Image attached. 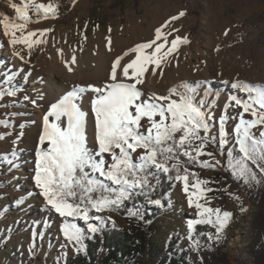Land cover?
Masks as SVG:
<instances>
[{
    "label": "rangeland",
    "instance_id": "1",
    "mask_svg": "<svg viewBox=\"0 0 264 264\" xmlns=\"http://www.w3.org/2000/svg\"><path fill=\"white\" fill-rule=\"evenodd\" d=\"M13 2L21 3V0ZM36 3L56 4L58 16L49 15L36 22L37 16L29 9L33 22L28 23L25 34L36 31L33 39H41L43 43L34 45L30 56L26 55L29 50L25 46L16 45L15 50L25 55L24 61L17 64L5 55L12 45L10 37L4 35L0 27V91L16 93L0 98V121H4L0 124V264H67L76 246L64 236V224L77 223L86 229L83 221L56 213L35 182L43 127L40 114L44 118L54 103L44 86L34 88L31 79L41 82L40 73L51 64L48 56L55 49L78 50L81 54L104 51L112 65L118 56H123L137 44L154 39L155 30L167 24L163 31L171 32L169 41L179 35L187 37L190 43L181 44L178 51L156 69L157 76L162 83L167 79L173 87L181 82L193 85L198 100L207 97L205 107L216 121L232 95L246 97L245 93L233 94L228 87L219 90L226 81L230 80L233 85L234 79L238 78L252 84H264V0H75V3L73 0H36ZM180 12L185 15L171 19ZM0 13L10 19L16 16L7 0H0ZM45 29L49 31L41 36L40 31ZM133 57L130 53L122 61L129 62ZM153 67H149L145 76ZM140 90L145 96L151 95L145 89ZM214 92L219 96L216 100ZM240 111L239 108H228L232 116ZM245 118H250L249 114H245ZM61 119L66 127L67 123ZM49 120L56 122L55 117H49ZM146 120L141 123L145 124ZM237 122L228 121L226 127L230 133ZM217 128L218 125H214L210 139L217 135ZM88 145L96 147L93 143ZM228 147L218 142L209 143L205 152H213L215 159L207 155L199 157L200 161L213 164L215 160L220 161L215 167L200 165L198 173L203 177L214 179L217 174L220 177L214 179L216 188H211L213 191L207 192L199 202L210 201L207 206L233 214L221 233L226 237L222 251L227 254L230 264H252L248 245L253 238L251 225L257 203L249 196L244 181L239 182L226 171ZM258 176L264 177L259 172ZM169 201V210L159 217L160 230L153 240L163 244L168 234L175 231L181 233L182 241L188 244L192 235L188 222L199 216L197 210L188 205L183 183L177 184ZM90 215L104 217L103 224L91 221L102 227L113 226V221L117 227L128 224L119 213L107 210L93 211Z\"/></svg>",
    "mask_w": 264,
    "mask_h": 264
},
{
    "label": "snow or ice",
    "instance_id": "2",
    "mask_svg": "<svg viewBox=\"0 0 264 264\" xmlns=\"http://www.w3.org/2000/svg\"><path fill=\"white\" fill-rule=\"evenodd\" d=\"M7 3L15 10L16 16L10 19L8 15L0 13L3 34L10 37L14 48L16 45L25 46L29 50L26 55L30 56L33 46L43 41L33 39L36 31L25 34L28 23L33 22L29 9L37 16L38 22V19H47L49 15L56 18L58 6L54 3H36V0H21V3L7 0ZM184 15V12H180L179 16L171 19L176 20ZM166 27L167 24L157 28L151 41L137 44L123 56H118L111 65L110 83L103 86H75L71 93L51 105V111L43 118L35 182L56 213L61 217H73L86 225L85 229L77 223L64 224L63 234L69 242L74 243L77 252L85 249L83 240L86 233L94 236L101 231V227L91 221L105 222L104 217L90 215V212L101 213L125 206V202L138 193L147 194L145 190H155L151 179L159 183V173L168 174L173 170L175 175L170 178L183 183L188 205L194 207L199 216V219L188 222L189 230L194 231L195 225L199 224L211 225L216 229L215 239L219 240V234L228 226L233 214L207 206L210 201L200 203L199 200L204 199L207 192L213 191L202 187L209 181L195 178L196 174L190 173L187 168L181 171L179 164L180 156H184L202 167L219 165V160H215V164L199 160L202 155L215 159L213 152H205L209 143L229 146L226 155L228 167L234 176L249 184L264 182L258 177V172L264 175V84L237 80L233 87L245 93L246 97L232 95L218 121L205 107V102L196 98V89L188 82H181L169 89L168 95L152 93L145 96L137 87L144 84L150 66H154L152 74L155 75L156 69L178 51L181 44L190 43L187 37L179 35L169 41L171 32H164L163 28ZM46 31L49 30L40 31V35L43 36ZM18 32L21 34L17 35ZM108 45L111 51L110 38ZM130 53L134 54V58L122 66L124 56ZM14 54L20 60H25L20 50ZM65 63L75 64L76 56L72 55L70 62ZM72 70L68 68V71ZM118 71L119 76L125 79L118 78ZM86 91L96 94L91 102L96 128V147L93 148L89 147L86 134L87 113L75 102ZM5 95L15 96L16 93L0 91V98ZM228 108L242 111L232 116ZM245 114H249L250 118H245ZM49 117H55L56 122H50ZM62 117L67 118L66 127L62 126ZM145 118L146 123L142 124ZM229 120L238 121L232 128L234 136L226 127ZM3 123L0 121V124ZM214 125H218L217 135L210 139ZM173 160L177 163L169 165V161ZM190 176L195 178L192 184ZM190 188L195 191H190ZM150 202L164 207L160 199ZM129 214L137 215L131 210ZM112 223L114 226L115 222ZM209 239H212L211 233ZM192 246L198 251L199 241H193Z\"/></svg>",
    "mask_w": 264,
    "mask_h": 264
},
{
    "label": "trees",
    "instance_id": "3",
    "mask_svg": "<svg viewBox=\"0 0 264 264\" xmlns=\"http://www.w3.org/2000/svg\"><path fill=\"white\" fill-rule=\"evenodd\" d=\"M89 147L93 148L90 145ZM172 163L177 161H169V165ZM179 164L181 171L187 168L190 173L196 174L195 178L209 181L202 187L216 188L214 179L220 177L219 174L214 179L203 177L198 173L200 163L191 162L184 156H180ZM224 166L233 178L239 182L243 180L231 173L227 155ZM174 175V170L168 174L159 173V183L156 179H151L154 191L145 190L147 194L138 193L133 199L126 201L125 206L117 210H107L110 213H119L128 220V224L123 227L100 226L101 231L94 236L86 235L83 240L84 251L77 252L75 247L67 264H230L227 254L222 251L226 237L219 234L220 239H215L216 229L211 225H195L188 244L182 241L181 233L175 231L168 234L163 244L153 240V236L160 230L159 217L169 210L170 193L178 183H182L170 178ZM195 178L189 177L190 184L195 182ZM261 179L264 181V177ZM244 184L249 196L257 203V212L251 225L253 238L248 245V252L252 264H264V182L249 184L244 181ZM154 199H160L164 204L161 210L150 202ZM129 210L137 215H130ZM210 233L212 239H209ZM197 240L198 251L192 246L193 241ZM196 255L199 258H195Z\"/></svg>",
    "mask_w": 264,
    "mask_h": 264
},
{
    "label": "bare ground",
    "instance_id": "4",
    "mask_svg": "<svg viewBox=\"0 0 264 264\" xmlns=\"http://www.w3.org/2000/svg\"><path fill=\"white\" fill-rule=\"evenodd\" d=\"M15 48L11 46L9 50L5 52L6 56L11 57L17 64H19V57L15 53ZM63 55H61V50L59 48L55 49L48 58L52 61L48 68L42 70L40 73L41 82L38 83L34 79H31V85L34 88H37L39 85H43L47 96L53 100V103H58L64 96L68 95L74 90L75 86H86L88 84H94L96 86H103L107 83H110V71L111 65L107 57L105 56L104 51H97L96 53L87 52L79 53L78 50L66 49L63 50ZM76 56V63L66 65L65 61L71 60V56ZM134 58V57H133ZM132 59V58H131ZM130 62V61H129ZM125 63L121 61L123 66ZM71 67L73 70L70 72L68 68ZM131 71V70H130ZM118 78L125 79L119 76ZM145 82L142 85H137L140 89H145L150 94L155 93L160 95L164 93L165 95L169 94V89L173 88V85L168 83L166 79L164 83L157 76V71L155 75L152 72L145 76ZM252 79V78H251ZM235 81L239 80L238 78L234 79ZM125 82H127L125 80ZM230 80L224 83V87L219 88V90H224V88H229L233 94H243L239 90L235 89L233 85L230 84ZM218 90V91H219ZM227 96L226 94H222ZM96 98V94L91 91H86L80 94V98L76 99L75 102L81 108L82 111L87 113L86 115V134L88 143L95 144V113L92 111V100ZM219 96L217 92H214V100L218 99ZM202 101H206L207 97L203 96ZM41 120L43 125V114L41 113ZM67 123V118L62 117ZM43 131V127H41Z\"/></svg>",
    "mask_w": 264,
    "mask_h": 264
}]
</instances>
